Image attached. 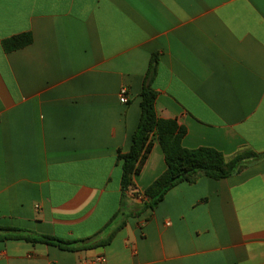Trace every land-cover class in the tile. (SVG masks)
Listing matches in <instances>:
<instances>
[{"label":"crops","instance_id":"crops-1","mask_svg":"<svg viewBox=\"0 0 264 264\" xmlns=\"http://www.w3.org/2000/svg\"><path fill=\"white\" fill-rule=\"evenodd\" d=\"M154 57V110L184 148L259 157L150 209L158 143L124 195L116 156ZM0 228L19 231L0 230V264H264V0H0Z\"/></svg>","mask_w":264,"mask_h":264},{"label":"trees","instance_id":"trees-1","mask_svg":"<svg viewBox=\"0 0 264 264\" xmlns=\"http://www.w3.org/2000/svg\"><path fill=\"white\" fill-rule=\"evenodd\" d=\"M30 33H21L1 42L2 50L6 53L16 51L31 44ZM155 57L152 58L145 84L140 95V119L131 136V145L126 153L117 152L116 161L121 167L120 189L122 195L134 190V177L140 173L153 147L154 140L158 143L164 157L165 170L143 192L145 208H154L160 203L166 192L180 182L194 183L199 177L213 180L226 178L244 169L246 164L259 157L252 150L245 149L226 159L219 151L212 148L200 147L186 149L182 146L185 128L177 125L174 120H163L156 116L154 102L156 92L150 87V79L154 73ZM6 232L18 234V230L0 228ZM22 239L30 242L52 244L68 249L73 245L85 246L87 242H63L48 236L29 237ZM107 242L94 243L93 246H103ZM89 246V245H88ZM89 246V247H90Z\"/></svg>","mask_w":264,"mask_h":264},{"label":"built area","instance_id":"built-area-1","mask_svg":"<svg viewBox=\"0 0 264 264\" xmlns=\"http://www.w3.org/2000/svg\"><path fill=\"white\" fill-rule=\"evenodd\" d=\"M118 101L121 104L126 103V90H125V88H121L119 90V93H118ZM93 261H96V262H104V258L98 256V257H95Z\"/></svg>","mask_w":264,"mask_h":264}]
</instances>
